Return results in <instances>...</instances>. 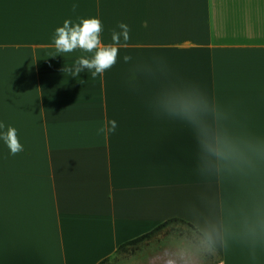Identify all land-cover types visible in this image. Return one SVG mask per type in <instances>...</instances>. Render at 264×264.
<instances>
[{"label": "crops", "instance_id": "1", "mask_svg": "<svg viewBox=\"0 0 264 264\" xmlns=\"http://www.w3.org/2000/svg\"><path fill=\"white\" fill-rule=\"evenodd\" d=\"M90 17L102 43L120 23L130 39L103 77H74L63 69L94 54L58 53L53 37ZM184 84L230 135L264 146V0H0V122L23 145L12 155L0 139V264H99L167 220L236 226L264 203V162L210 172L190 130L152 111L158 90ZM228 246L220 264H264V242L255 260L239 238Z\"/></svg>", "mask_w": 264, "mask_h": 264}, {"label": "clouds", "instance_id": "2", "mask_svg": "<svg viewBox=\"0 0 264 264\" xmlns=\"http://www.w3.org/2000/svg\"><path fill=\"white\" fill-rule=\"evenodd\" d=\"M73 11L78 5H73ZM120 31L113 30L112 43H102L103 24L99 18L81 19L79 23L65 20L54 34V44L58 53H71L80 49L93 53L92 58L80 57L70 68L63 69L72 76L81 72H91L93 78L112 68L118 59L119 48L130 39L128 25L120 23ZM124 62L131 60L130 56L123 57ZM161 71L167 72L168 66H161ZM157 116L167 117L185 125L191 132L198 150V164L203 160L205 168L210 172H220L231 168H245L251 173L257 170L258 162H264V146L257 138L239 139L230 135L222 126L227 117L220 107L196 86L184 84L180 87H170L158 90L155 103L151 106ZM98 128L97 134L114 132L116 121ZM6 125L0 122V129ZM10 153L16 155L23 151L17 131L7 127L0 132ZM239 238L247 248L251 259L257 258V251L264 242V203H254L253 206L241 213L236 226L226 225L223 220L210 221L198 229L196 242L207 253H215L218 248L228 249V239ZM184 255L181 252L166 253L162 257L163 264H182Z\"/></svg>", "mask_w": 264, "mask_h": 264}, {"label": "rangeland", "instance_id": "3", "mask_svg": "<svg viewBox=\"0 0 264 264\" xmlns=\"http://www.w3.org/2000/svg\"><path fill=\"white\" fill-rule=\"evenodd\" d=\"M198 232L181 221H169L139 241L117 249L102 264H163L166 253L181 252L182 264H220L218 251L207 253L196 242Z\"/></svg>", "mask_w": 264, "mask_h": 264}, {"label": "trees", "instance_id": "4", "mask_svg": "<svg viewBox=\"0 0 264 264\" xmlns=\"http://www.w3.org/2000/svg\"><path fill=\"white\" fill-rule=\"evenodd\" d=\"M169 221H179V220H178V219H170V220H167V221L161 223V224H160L157 228H155L154 230L160 228L163 224H165L166 222H169ZM181 222H182V221H181ZM190 226H191V225H190ZM154 230H153V231H154ZM153 231H151V232H153ZM151 232H149V233H151ZM149 233H147V234H149ZM147 234L142 235V236H139V237H136V238H134V239H132V240H130V241H127L126 243L121 244V245L118 247V249H121V248H123L124 246H126V245H128V244H132V243H135V242L139 241L140 239H142V238H143L144 236H146ZM105 260H106V259H105ZM103 262H104V260L101 261L99 264H102Z\"/></svg>", "mask_w": 264, "mask_h": 264}]
</instances>
